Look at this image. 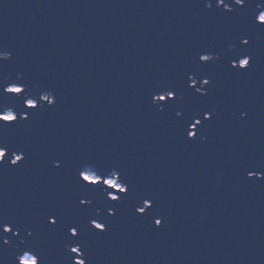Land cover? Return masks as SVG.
I'll return each instance as SVG.
<instances>
[{
	"label": "water",
	"instance_id": "water-1",
	"mask_svg": "<svg viewBox=\"0 0 264 264\" xmlns=\"http://www.w3.org/2000/svg\"><path fill=\"white\" fill-rule=\"evenodd\" d=\"M263 12L0 0V264H264Z\"/></svg>",
	"mask_w": 264,
	"mask_h": 264
},
{
	"label": "rangeland",
	"instance_id": "rangeland-1",
	"mask_svg": "<svg viewBox=\"0 0 264 264\" xmlns=\"http://www.w3.org/2000/svg\"><path fill=\"white\" fill-rule=\"evenodd\" d=\"M224 7L228 8L227 6H224ZM259 19L260 20H264V12L259 15ZM246 62H247V59H244V60L239 61V64L240 65H245ZM204 84H205V82H202L201 86H203ZM7 90L8 91H12V92H18L21 89L19 87H17V86H11V87L7 88ZM197 90L201 91V88H198ZM26 103L33 105L34 101L28 99V100H26ZM12 117H13V115H12V113L10 111H4V113L2 115H0V118H3V119H11ZM84 177H85V179H89V180H92V178H93L92 175H85ZM20 261L23 264H34V258L32 256H30V255H27V254L23 255L20 258Z\"/></svg>",
	"mask_w": 264,
	"mask_h": 264
},
{
	"label": "built area",
	"instance_id": "built-area-1",
	"mask_svg": "<svg viewBox=\"0 0 264 264\" xmlns=\"http://www.w3.org/2000/svg\"><path fill=\"white\" fill-rule=\"evenodd\" d=\"M92 177H93V178H92L91 181H96V180L98 179L96 176H92ZM87 180H89V179H87ZM104 182H105L107 185H112V186H114V187L117 188V189L123 190V186H122L120 183H118V182L116 181L115 177H114V178H106V179L104 180Z\"/></svg>",
	"mask_w": 264,
	"mask_h": 264
}]
</instances>
